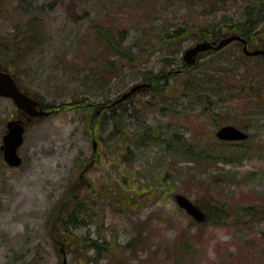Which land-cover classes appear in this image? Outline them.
I'll return each mask as SVG.
<instances>
[{
  "label": "rangeland",
  "instance_id": "obj_1",
  "mask_svg": "<svg viewBox=\"0 0 264 264\" xmlns=\"http://www.w3.org/2000/svg\"><path fill=\"white\" fill-rule=\"evenodd\" d=\"M243 1L227 0L225 11L218 14L236 17ZM192 4L190 0H0V43L10 47L14 37H21L26 21L38 15L46 23V41L27 49L17 67H10L20 85L55 105L82 94L100 102L141 82L143 71L159 72L160 54L96 89L88 79L93 65L88 62L90 48L84 40L90 23L105 20L116 29H129L125 43L135 48L133 37L140 31L189 17ZM195 8L196 4L193 10L198 12ZM192 44L190 40L183 44L178 56ZM238 46L232 42L207 53L197 59L191 73L205 77L218 72L230 77L234 72L241 86L246 81L237 79L244 64L257 67L264 57L244 61L242 46ZM254 48L261 47L250 49ZM3 52L0 63L9 68V60L16 59L10 56L13 53ZM185 78L172 73L163 81L178 86ZM189 99L171 102V108L183 111L180 116L146 109L140 118L126 115L123 120L129 129L147 124L164 133L182 134L183 142L190 140L216 154L206 164V159L198 158L194 164L184 153L148 136L142 140L137 135L108 137L110 124L101 125L104 132L92 137L85 127L90 112L83 109L57 106L52 113L29 121L19 148L22 165L4 164L0 150V264H26L32 258L37 264H60L64 259L65 264H167L174 258L183 264H264V114L248 118V108L237 98L222 99L201 114L203 105ZM21 116L25 118L11 99L0 97V143L6 121ZM226 123L251 136L248 142H230L239 151L215 136L218 126ZM93 140L96 158L91 157ZM126 146L128 159L123 156ZM97 187L136 198V206L117 209L119 203L105 202ZM176 193L197 200L203 210L224 205L231 214L228 223L195 222L177 205ZM77 196H88L87 217L78 229L68 232L72 237L67 244L60 222ZM248 206L256 210L244 208ZM81 237L88 243L98 241L108 251L97 256L91 247L78 250L75 244Z\"/></svg>",
  "mask_w": 264,
  "mask_h": 264
},
{
  "label": "trees",
  "instance_id": "obj_2",
  "mask_svg": "<svg viewBox=\"0 0 264 264\" xmlns=\"http://www.w3.org/2000/svg\"><path fill=\"white\" fill-rule=\"evenodd\" d=\"M190 2L193 4L190 5L191 12L189 17L176 22L168 21L162 24H155L154 28L153 26L150 27L148 32L140 31L138 36L133 37L135 48L125 43L129 39V29H116L114 27L115 24H109L105 20H95L90 23L84 40L88 42L86 45L90 48L87 55L91 60H88V62H91L93 65V67H90V74L88 76L90 78L88 79L94 82L96 85L95 88L103 89V83L107 84L115 78L118 79L122 77L121 73L125 69L131 70L140 66V64L149 61L156 53H159L160 57H157H159L160 71L151 72L145 70L139 77L141 78V82L150 83V86L145 90L135 92L120 103L113 105L109 104L116 98H119L122 93L128 89L112 99L106 97L100 102L91 101L86 94H82L76 96L75 99L69 103H64V101H62L59 105L41 100L38 94L32 96L39 99L46 109L57 106L58 108L70 106L72 109H83L84 111L90 112L86 117L85 127L88 134L92 137L97 136L98 133L99 135L100 133L102 134L105 130V128L102 130V127H104L103 125L110 124L112 131L110 130L108 132V137L120 134L122 137L131 138L137 135L142 140L144 137L147 138L148 136L151 139L162 142L167 149H174L175 152L184 153L188 161L194 164H198L196 158L201 161L206 159L203 161L204 164H206L205 162H207V159H213L216 154L211 153L212 151L209 150L205 151L204 149H200L199 145L197 146L196 143L190 140L189 142H183L182 134L179 135L177 132L164 133V131L153 128L151 125L147 124H144L142 127L139 126L136 129H129L123 120L126 115L140 118L146 109L158 111L161 115L180 116L183 113L182 110L171 108V102L177 101L178 98H190L189 100L191 102L202 104L203 108L201 114L208 113L218 101L226 98L241 99L248 108L245 113L248 118L255 119L258 116H262L260 115L262 112L264 114V59L260 61L257 67H248L247 64H244L246 66H244L243 70H240L238 75H241L238 76L239 78L237 81L242 80L246 82L241 83V86H239L237 82H235L237 77L234 72L230 77L226 75H217L222 74L218 72L214 74L207 73L205 77L203 73L202 75L196 76L191 73V70L196 66L195 63L197 61L194 65L186 66L181 56H178L183 44L189 40L192 42L204 39L218 40L229 34L232 30L239 31L240 34L247 39L249 48H253V46L264 47V0H244L239 4V14L236 17L223 11H221L223 13L218 14L220 10L225 11L227 0H199V2L197 0H190ZM194 4H196L195 9L199 8L198 12H194ZM80 16L82 17V15ZM45 24L44 19L38 15L32 16L26 21L21 37H14V41L11 42L10 47L4 45L2 42L0 43V50L4 51L2 54L6 52L13 53L10 56L16 59L15 61L12 59L9 60L8 63H11L9 64V68L1 63L0 68L10 71L23 91H26L25 88L20 85L16 74L11 71L10 67H14V64H16L17 67V61L25 55L27 49H36L46 41ZM235 44L241 45L238 42H235ZM212 52L214 51L203 52L198 56V59ZM240 57L244 61L249 60V56L244 54L240 55ZM236 58L233 59V62H235V66L237 67L239 60ZM234 69L235 68H231L230 70L234 71ZM224 70H226V68H224ZM172 73L177 75L183 74L186 78L178 86L166 84L163 80H166V77ZM144 93L151 94L152 97L144 98ZM135 96H139V99L136 100ZM98 106H103L99 113L95 111ZM217 119V117L214 119L216 125L218 124ZM250 137L249 134V138L245 141H241V143L248 142ZM220 142L228 145V147L233 150L237 147V144H234L235 142ZM129 149L128 146L124 149L125 153L123 156L126 157V159L130 157ZM192 154L200 157H195ZM96 155L97 149L95 148L93 149L91 157L96 158ZM196 167L191 166L190 168L195 169ZM210 180L216 182L215 177H211ZM96 189L105 196V202H114L117 205L119 203L117 209L124 210L136 206L134 202L136 198H131L127 194L120 192L113 193L112 191H108L106 187H97ZM86 198H88V196H77L73 200V204L70 206L69 211L60 222L61 231L63 233L61 237L64 238L67 244V240L72 237L68 236V232L72 231V229H78L85 222L88 210ZM194 202L200 206L197 200H194ZM244 208L250 211L256 210V208L252 206ZM207 209L208 208H204L206 218L200 223L208 221L215 223H221L223 221L226 224L228 223L229 217L227 216L231 214L227 211V207H224V205H215L212 209ZM90 241L92 242L88 243L85 237H81L75 244L76 248L80 250L84 247H91L97 256L102 251H108L106 246L99 244L98 241ZM73 247L74 245L70 246V248ZM26 264H37V261H35V258H32ZM167 264L183 263L181 259L174 258L171 261H167Z\"/></svg>",
  "mask_w": 264,
  "mask_h": 264
},
{
  "label": "water",
  "instance_id": "obj_3",
  "mask_svg": "<svg viewBox=\"0 0 264 264\" xmlns=\"http://www.w3.org/2000/svg\"><path fill=\"white\" fill-rule=\"evenodd\" d=\"M239 41L242 45V51L245 55L264 56V48L248 49L246 44L247 40L240 34L231 33L225 37H222L218 41L203 40L196 42L183 51L182 59L186 66H190L195 63L199 53L207 50H219L232 41ZM150 86V83H137L130 87V89L124 92L119 98H116L112 104L117 103L125 99L128 95L134 91L145 89ZM0 96L9 97L14 104L21 110H23L28 117H41L52 113L54 109L43 108L39 101L32 98L25 92L21 91L16 84L12 75L0 69ZM24 125L21 119L9 120L7 122V130L2 137V145L0 146L3 151V158L9 166H19L21 164V157L17 152L18 147L23 142ZM215 135L220 140H244L248 134L232 124H226L219 127ZM95 141H93V148H95ZM174 199L177 205L184 209L187 214L191 215L197 222H202L205 219L204 211L195 204L189 197L183 193H176ZM65 259L60 264H65Z\"/></svg>",
  "mask_w": 264,
  "mask_h": 264
},
{
  "label": "flooded vegetation",
  "instance_id": "obj_4",
  "mask_svg": "<svg viewBox=\"0 0 264 264\" xmlns=\"http://www.w3.org/2000/svg\"><path fill=\"white\" fill-rule=\"evenodd\" d=\"M102 107H103V106H98V107H96L95 111H96L97 113H99L100 110L102 109ZM20 112H21V111H20ZM22 115L25 116L26 114H23V113H22Z\"/></svg>",
  "mask_w": 264,
  "mask_h": 264
}]
</instances>
